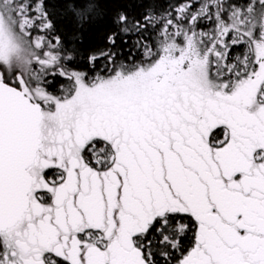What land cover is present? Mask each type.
Masks as SVG:
<instances>
[{
	"label": "snow or ice",
	"instance_id": "1",
	"mask_svg": "<svg viewBox=\"0 0 264 264\" xmlns=\"http://www.w3.org/2000/svg\"><path fill=\"white\" fill-rule=\"evenodd\" d=\"M0 60V264H264V0H0Z\"/></svg>",
	"mask_w": 264,
	"mask_h": 264
},
{
	"label": "rangeland",
	"instance_id": "2",
	"mask_svg": "<svg viewBox=\"0 0 264 264\" xmlns=\"http://www.w3.org/2000/svg\"><path fill=\"white\" fill-rule=\"evenodd\" d=\"M17 43L19 44V52L12 55L10 58L9 63L11 66L16 70H25L26 64H25V57H27V46L22 41L17 40ZM0 65L7 68L9 66L8 63H5L4 61L0 60Z\"/></svg>",
	"mask_w": 264,
	"mask_h": 264
}]
</instances>
